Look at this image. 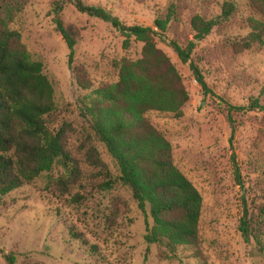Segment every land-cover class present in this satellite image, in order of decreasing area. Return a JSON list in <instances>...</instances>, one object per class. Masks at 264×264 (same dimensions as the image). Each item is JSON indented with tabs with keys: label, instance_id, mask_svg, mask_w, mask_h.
Returning a JSON list of instances; mask_svg holds the SVG:
<instances>
[{
	"label": "rangeland",
	"instance_id": "374dc122",
	"mask_svg": "<svg viewBox=\"0 0 264 264\" xmlns=\"http://www.w3.org/2000/svg\"><path fill=\"white\" fill-rule=\"evenodd\" d=\"M100 5L123 24L150 26L154 40L170 58L188 91L182 115L151 110L148 118L171 144L174 164L201 195L198 252L173 249L144 238L149 216L141 211L87 121L80 100L88 91L68 65V47L55 30L60 19L76 39L72 65L85 68L92 86L117 79L116 64L140 55L142 42L110 22L79 11L70 0H0V30L16 29L31 59L40 60L53 87L55 123L72 126L69 143L97 148L105 169L60 191L51 181L64 169L55 164L33 180L0 195L1 251L15 264H264V33L260 43L236 51L232 42L250 30L255 15L248 0H82ZM224 1L232 13L219 18L200 40L190 20L220 14ZM57 3L61 8L55 13ZM172 17L164 31L154 18ZM258 18H263L256 14ZM194 40L191 59L209 91L204 93L188 63L169 45ZM242 198L247 201L250 241L239 230ZM71 232H75L73 236ZM193 250V251H192Z\"/></svg>",
	"mask_w": 264,
	"mask_h": 264
},
{
	"label": "trees",
	"instance_id": "16d2710c",
	"mask_svg": "<svg viewBox=\"0 0 264 264\" xmlns=\"http://www.w3.org/2000/svg\"><path fill=\"white\" fill-rule=\"evenodd\" d=\"M81 12L110 22L127 39L134 36L142 42L140 55L135 59L122 58L117 62V79L96 86L81 65H72L76 39L58 18L55 30L68 47V65L76 82L88 91L81 98L82 117L95 138L103 144L117 171V179L125 185L138 208L150 217L146 221L144 238L147 243L158 242L171 249L181 245L198 252V221L201 195L193 183L174 164L171 144L148 118V112L182 115L181 107L188 99L181 75L169 56L156 45L155 30L150 26L123 24L100 5L70 0ZM255 15L248 16L250 30L232 42L236 51L250 48L262 41L264 33V0H248ZM61 8L57 3L55 13ZM234 9L224 1L220 14L205 18L195 14L190 20L193 37L197 40L208 34L219 18L228 17ZM262 16L258 18L256 16ZM172 17H155L154 25L164 31ZM169 45L181 62L188 63L195 80L204 93L209 91L201 70L190 55L195 46L189 40L181 46L174 40ZM251 106L264 112L257 100ZM53 87L43 72L40 60L31 59L16 29L0 30V195L49 172L55 164L64 173L51 181L60 191L79 183L95 170L105 169L96 147L81 142L69 143L70 122L55 123ZM92 176V175H91ZM90 176V177H91ZM248 207L242 198L239 230L244 241H250ZM76 236L75 232H71ZM192 250V251H193ZM7 264H15L12 252L1 251Z\"/></svg>",
	"mask_w": 264,
	"mask_h": 264
}]
</instances>
